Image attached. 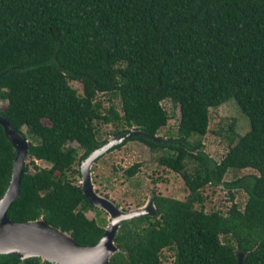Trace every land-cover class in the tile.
<instances>
[{"label": "trees", "instance_id": "obj_1", "mask_svg": "<svg viewBox=\"0 0 264 264\" xmlns=\"http://www.w3.org/2000/svg\"><path fill=\"white\" fill-rule=\"evenodd\" d=\"M102 94L120 110L104 107ZM231 98L250 127L239 135L231 126L216 161L200 138L209 110ZM0 100V116L29 141L26 159L49 165L31 172L24 163L11 221L42 219L82 246L98 243L106 220L75 183L74 165L101 147L97 124L114 125L117 137L134 127L139 134L109 150L128 140L162 150L159 163L181 175L189 194H153L155 215L122 220L110 264H168L164 249L173 251L170 264H238L239 253L240 264H264V0H0ZM164 100L180 110L167 140L156 136L170 119ZM15 156L0 123V199ZM244 169L256 173L225 181ZM221 184L231 200L232 190L246 193L242 209L204 211L201 189ZM0 264L55 263L12 253Z\"/></svg>", "mask_w": 264, "mask_h": 264}, {"label": "rangeland", "instance_id": "obj_2", "mask_svg": "<svg viewBox=\"0 0 264 264\" xmlns=\"http://www.w3.org/2000/svg\"><path fill=\"white\" fill-rule=\"evenodd\" d=\"M70 85L81 92L82 84L78 81L70 82ZM104 107H108L113 103L117 110H120V102L118 99L108 100L107 95H99ZM6 102L0 100V107H5ZM163 107L166 109L170 119L167 124L162 127L156 134L158 138L167 140L176 136L177 126L180 118V110L178 106L172 105L169 100L162 101ZM45 124H50L48 120H44ZM242 135L248 131L250 127L248 117L240 110L234 99H229L222 105L211 108L209 110L208 130L204 136L200 138L204 145V151L216 161H220L229 149L228 136L230 135V127ZM133 128V129H132ZM131 131H135L134 127ZM98 140L101 146L114 139L115 126L112 124L99 123L96 125ZM25 131L26 129L23 128ZM193 139H199L193 137ZM121 143V142H120ZM117 143V144H120ZM72 146H78L76 143ZM116 145V144H114ZM113 145V146H114ZM106 146L104 151L90 163V180L93 190L101 197L106 198L113 203L121 211L137 210L145 207L152 200L153 194H160L180 200L188 197L189 191L180 174L162 166L158 159L164 153L162 150H153L138 140H128L120 147L109 150ZM79 155L82 151H79ZM27 158L29 170L35 171L38 168L48 167L44 161ZM139 163L138 171L133 176L126 175L125 170L132 165ZM81 163H76L74 169H81ZM192 167L191 163L187 164V169ZM81 171V170H80ZM256 173L252 169L230 170L225 175V181H231L236 177ZM75 183L82 186L81 174H75ZM234 199L231 200L228 189L224 185L211 186L208 185L201 189L203 196L202 207L205 212L215 210L226 213L230 209L232 203H236L241 209L244 207L247 195L243 190H232ZM196 207L199 209L200 205ZM101 211L100 216L106 220V226L111 220V216L107 210L102 207H96ZM89 218H95L94 211H88ZM174 259L173 251L164 249L162 251V260L165 263H172Z\"/></svg>", "mask_w": 264, "mask_h": 264}, {"label": "water", "instance_id": "obj_3", "mask_svg": "<svg viewBox=\"0 0 264 264\" xmlns=\"http://www.w3.org/2000/svg\"><path fill=\"white\" fill-rule=\"evenodd\" d=\"M0 123L4 126L6 136L16 149L10 184L6 193L0 199V254L16 253L22 259L40 257L43 261L55 264H110L111 255L118 250L113 237L120 222L134 217L153 216L156 214V208L152 200L145 207L137 210H119L113 203L99 196L93 190L90 180V163L104 151L106 146L110 148L131 135L139 134L135 130L120 137L115 136L108 143L95 149L81 164V188L83 193L94 207L104 208L111 216V220L105 227V232L98 243L82 246L69 233L47 225L42 219L27 222L11 221L7 217V209L19 192V182L27 157L29 141L20 136L9 122L1 116ZM238 258V264H240L241 253L238 254Z\"/></svg>", "mask_w": 264, "mask_h": 264}]
</instances>
